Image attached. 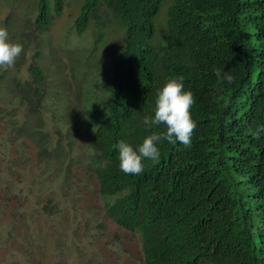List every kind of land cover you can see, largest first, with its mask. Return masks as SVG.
Returning a JSON list of instances; mask_svg holds the SVG:
<instances>
[{"label":"trees","instance_id":"trees-1","mask_svg":"<svg viewBox=\"0 0 264 264\" xmlns=\"http://www.w3.org/2000/svg\"><path fill=\"white\" fill-rule=\"evenodd\" d=\"M164 2L84 1L75 32L109 11L111 18L92 23L94 45L104 26L117 23L124 46L106 65L104 92L92 94L69 119H77L95 149L106 215L138 234L145 264H264V131L258 132L264 127V0ZM36 3L35 22L47 28L51 7L59 16L63 2ZM29 71L36 84L45 80L40 67L31 64ZM217 71L233 81L219 84ZM170 78H182L193 94L191 143L162 142L158 160L125 175L115 145L124 140L135 147L164 131L142 120ZM31 103L40 106L31 101L26 109ZM18 109L26 111L13 105L7 117ZM7 123L6 135L25 133L40 148L44 165L37 173L43 176L55 152L48 148L50 136L37 128L36 136L21 131L14 119Z\"/></svg>","mask_w":264,"mask_h":264},{"label":"rangeland","instance_id":"rangeland-1","mask_svg":"<svg viewBox=\"0 0 264 264\" xmlns=\"http://www.w3.org/2000/svg\"><path fill=\"white\" fill-rule=\"evenodd\" d=\"M84 1L62 0L59 16L51 7V24L41 29L36 0H0V27L24 48L13 67L0 70V264H145L138 234L106 215L95 149L68 116L104 92L106 65L124 46L117 23L104 26L94 45L92 23L111 18L109 11L75 32ZM158 20L163 24V15ZM31 64L44 73L40 84ZM31 101L40 106L26 109ZM13 105L26 111L19 107L7 117ZM8 119L22 123L21 131L36 136L37 128L50 136L48 148L55 152L43 176L37 173L44 165L40 148L25 133L6 135Z\"/></svg>","mask_w":264,"mask_h":264},{"label":"clouds","instance_id":"clouds-1","mask_svg":"<svg viewBox=\"0 0 264 264\" xmlns=\"http://www.w3.org/2000/svg\"><path fill=\"white\" fill-rule=\"evenodd\" d=\"M23 51V45L13 42L8 30L0 27V70L13 67ZM215 75L221 85L233 81V76L227 71H217ZM193 103V94L185 89L182 78L168 79L155 94L151 115L142 120L147 128L163 126L164 131L152 132L135 147L124 140L118 141L115 148L119 170L125 175L140 174L144 170L145 161H156L160 158L159 145L162 142L189 145L196 128L190 111ZM259 131H264V127L258 129Z\"/></svg>","mask_w":264,"mask_h":264}]
</instances>
